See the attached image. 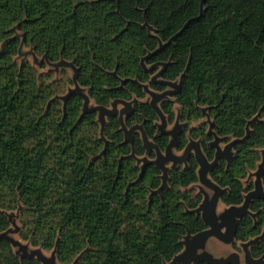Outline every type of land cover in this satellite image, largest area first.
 <instances>
[{"label":"trees","instance_id":"16d2710c","mask_svg":"<svg viewBox=\"0 0 264 264\" xmlns=\"http://www.w3.org/2000/svg\"><path fill=\"white\" fill-rule=\"evenodd\" d=\"M200 2L0 0V210H18L20 237L43 251L55 250L59 264L169 263L183 250L186 228L191 234L206 228L199 216L186 213L202 199L189 190L198 182V166L191 155L186 165L168 171L167 186L153 195L161 186L154 165L134 183L141 172L137 159L155 158L154 151L146 154L140 132L132 135L135 158H122L132 146L123 143L117 116L107 117L105 145L97 113L80 119L83 100L77 93L63 107L56 97L60 87L50 76L29 63L18 66L14 59L22 39L49 64L71 62L78 86L96 106L136 100L124 124L142 126L162 152L170 138L158 132L159 117L142 87L157 93L166 88L151 82L161 67L147 73L142 59L147 68L167 64L164 80L179 81L184 73L180 92L159 102L169 123L179 106L183 127L176 151L194 140L209 162L214 159L207 125L191 127L204 118L202 109L225 143L242 139L262 109L247 140L209 174L224 189L221 203L239 206L253 190L244 182L264 154V0H204L203 17L151 55L199 15ZM261 182L264 189V175ZM249 210L254 217L238 221L232 248L261 235L264 199H253ZM8 228L0 214V234ZM250 252L263 256L264 238ZM0 264L40 263L33 258L21 263L0 240Z\"/></svg>","mask_w":264,"mask_h":264},{"label":"water","instance_id":"95a60500","mask_svg":"<svg viewBox=\"0 0 264 264\" xmlns=\"http://www.w3.org/2000/svg\"><path fill=\"white\" fill-rule=\"evenodd\" d=\"M203 4L204 0L200 2V11L199 15L196 18L189 19L178 31L175 35H173L166 43L159 44V48L157 51L152 53L151 55L156 54L158 51L162 50L165 46L170 45L175 38H177L189 25L190 22L194 20H200L203 17ZM143 27H147V31L150 33L152 28L148 26L147 22L144 23ZM23 46V39L21 41L20 47ZM150 56V55H149ZM148 56V57H149ZM147 57V58H148ZM45 59V57H43ZM146 59V58H145ZM141 60V66L147 73H151L155 68L161 67V69L155 73L152 78L151 82L154 84H160L164 86L166 89L162 93H157L149 89L147 85H143V90L150 97V106L154 109L159 117L160 124L157 125L158 132L162 135L168 136L170 138L168 145L166 146L164 152H162L153 142H151L148 137L146 136L145 132L143 131L142 126H133L127 128L124 124V118L131 115L132 113V104L136 103V100L132 102H124L122 100H115L111 103V109L108 107L103 106H94L88 107L89 98L87 95H84L80 90V87L77 84V70L73 66L71 62L60 61L59 63L52 64V65H65L70 67L74 71V78L73 83L75 85V89L68 92V94L63 98V107L68 99V97L73 93H77L83 100L82 105V112L80 115V119L87 113H97V122L100 125V135L101 139L105 142L103 137V131L105 126V119L107 117H114L117 116L118 123L120 125V131H122L124 136V144H130L132 146V152L127 157L122 158H135L134 151H133V132L139 131L141 135V140L143 144V148L148 154L151 151H154L155 158L153 160L143 159L142 165L140 166L141 172L139 177L135 180L134 183H138L144 168L148 164L154 165L160 172V179H161V186L157 191L151 193V195L155 193H160L167 186V174L170 169H168L167 164H171L174 168L177 165H186L189 157L193 155L197 166V176H198V183L209 190L212 191V195L209 196L203 189H200V193L202 195V199L198 207L194 210H188L187 214H195L199 216L206 228L198 233L191 234L190 231L186 228V233L181 240V245L183 246V250L176 255L169 263L167 264H194L196 262H202L205 264H240V256L238 253L233 252L227 255L224 258H214L211 254L207 252H203L204 245L208 239H215L224 245H231L235 241V234L237 231V224L238 221L246 215L254 217L249 210L250 203L253 199H264V189L262 186V176L264 175V154H262V160L257 165V170L253 174L255 177L254 187L253 190L249 191L247 194L244 195L243 203L239 206H229L225 208V210L220 213L216 214V206L218 202L221 200L222 194L224 189L220 188L216 185L210 178L209 174L217 167L219 161L224 160L226 163L229 162L232 153L233 147L240 142L247 140L249 133H250V125L259 121V116L261 114V110L257 113L255 117H253L246 125V134L242 139H235L230 141L225 145L224 148L220 147V144L225 141V138L218 137L212 130L213 123L209 122V129L207 132L208 136H211L213 140L210 142V146L214 149V159L209 162L200 147V143L198 141L189 140L187 145L183 149V153L180 156H176L173 154V151L177 148L179 144V136L182 133V128L177 130V128L168 131L167 122L165 115L161 112L159 108V102L176 96L181 90V82L182 78L184 77V73L181 75L179 81H167L162 78V74L166 68L165 63H160L156 65H152L147 68L144 65V60ZM120 104L123 106V109L117 111V105ZM202 113H205V109H202ZM122 158L120 160H122ZM138 164V161H137ZM5 232V231H4ZM4 232L0 234V240H7L8 243L12 246H15V243H12L10 240L5 239ZM264 238V234L251 239L245 243H241L242 250H243V258L244 264H264V255L259 258H254L250 252V246L255 245V243ZM41 248L35 250L31 254L24 253L20 258V262L22 263L24 259H36L40 264H55L56 257H55V250L51 252V258L46 259L42 256ZM202 252H199L201 251ZM75 264V261L74 263Z\"/></svg>","mask_w":264,"mask_h":264},{"label":"rangeland","instance_id":"374dc122","mask_svg":"<svg viewBox=\"0 0 264 264\" xmlns=\"http://www.w3.org/2000/svg\"><path fill=\"white\" fill-rule=\"evenodd\" d=\"M0 47H1V44H0ZM14 60L16 61L19 67L22 66L24 63H29L37 69L39 74L50 76L51 81L56 82V84L60 87L59 94H57L56 97L61 103H63V98L68 94V92L75 89V85L73 83L74 71L70 67H67L65 65L57 66V65L49 64L46 62V60L43 57L36 56L30 49H27L24 46L18 49V55L15 57ZM80 90L82 91L84 95H87L86 90L82 88H80ZM148 98L150 101L149 96ZM171 99H173V97H171ZM94 106H95L94 102L91 101V99L89 98L88 107H94ZM108 108L111 109V106ZM116 108H117V111H120L121 109H123V106L118 104ZM173 110L175 112V118L173 122L169 123L167 122V119H166V122H167L166 129L168 131H171L174 128H177V130H179L180 128L183 127V123L178 120L179 106L175 105ZM203 114L205 115L204 118L197 123L191 124V127H197L200 123H205L207 125V131H208L210 119L206 116L207 115L206 111ZM105 123H106V119H105ZM159 124H160V121L157 122V125ZM99 138L101 139L100 131H99ZM101 140L103 141V139ZM226 144L227 143L223 142L220 144V147L224 148ZM182 153H183V150L173 151V154L176 156H180L182 155ZM146 158L149 160L147 156L138 158L137 159L138 165L141 166L143 159H146ZM167 167L168 169H171L172 165L167 164ZM256 170L249 174V176L247 177V180L244 182L245 185H248L249 183H251L254 187L255 177L253 174L256 172ZM200 189H203V191H205L209 196L212 195L211 190L202 187L198 182L193 184L189 188L192 195H200V197L202 198ZM225 208L227 207L223 205L221 201H219L216 206V214L218 215L222 213L225 210ZM0 214L5 215L9 221V228L4 232L3 235L5 239H8L12 243H15V246L11 245V247H12L13 254L16 257L20 258L24 253L31 254L35 250L39 249V247L31 246L29 241H24L20 237L21 225L19 223L18 210H15V211L0 210ZM261 234H264V228L262 229ZM236 245H237V248H232L231 245H224L223 243L211 238L206 241L204 248L202 250L203 252H207L211 254L214 258H224L230 253L236 252L240 256V264H244V258H243L244 254H243L241 243L238 242ZM40 250L44 258L46 259L51 258V252H46V251H43L42 249ZM202 250L199 252H202ZM76 263L77 261L75 260V264ZM55 264H59V263L56 261Z\"/></svg>","mask_w":264,"mask_h":264},{"label":"flooded vegetation","instance_id":"af4514ba","mask_svg":"<svg viewBox=\"0 0 264 264\" xmlns=\"http://www.w3.org/2000/svg\"><path fill=\"white\" fill-rule=\"evenodd\" d=\"M226 207H227V206H226ZM233 243H234V242H233ZM233 243H232V244H233ZM232 244H231V245H232Z\"/></svg>","mask_w":264,"mask_h":264}]
</instances>
